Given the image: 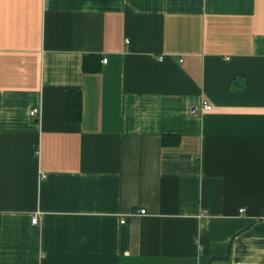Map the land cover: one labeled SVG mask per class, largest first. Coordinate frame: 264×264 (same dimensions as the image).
Wrapping results in <instances>:
<instances>
[{
	"label": "crops",
	"instance_id": "0c3cea01",
	"mask_svg": "<svg viewBox=\"0 0 264 264\" xmlns=\"http://www.w3.org/2000/svg\"><path fill=\"white\" fill-rule=\"evenodd\" d=\"M0 264H264V0H0Z\"/></svg>",
	"mask_w": 264,
	"mask_h": 264
},
{
	"label": "trees",
	"instance_id": "16d2710c",
	"mask_svg": "<svg viewBox=\"0 0 264 264\" xmlns=\"http://www.w3.org/2000/svg\"><path fill=\"white\" fill-rule=\"evenodd\" d=\"M99 55L95 58L99 60ZM81 94L79 92H68L65 99V118L68 122H78L81 119ZM167 137L163 138L165 143Z\"/></svg>",
	"mask_w": 264,
	"mask_h": 264
},
{
	"label": "built area",
	"instance_id": "2783aa9c",
	"mask_svg": "<svg viewBox=\"0 0 264 264\" xmlns=\"http://www.w3.org/2000/svg\"><path fill=\"white\" fill-rule=\"evenodd\" d=\"M106 62H107V59H103V60H102V63H106ZM203 109H204V110H211V109H212V106H211L209 103L204 102V103H203ZM37 115H38V109H32V110L30 111V116H32V117H37ZM140 213L144 214L145 211L142 210ZM31 221H32V224L37 225L38 222H39L38 216H37V215H34V216L32 217V220H31ZM121 223H124V221H122Z\"/></svg>",
	"mask_w": 264,
	"mask_h": 264
}]
</instances>
